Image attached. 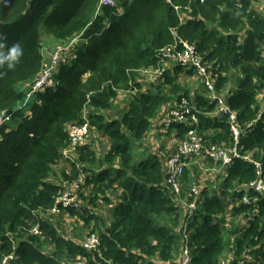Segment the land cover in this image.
Listing matches in <instances>:
<instances>
[{"label":"trees","instance_id":"trees-1","mask_svg":"<svg viewBox=\"0 0 264 264\" xmlns=\"http://www.w3.org/2000/svg\"><path fill=\"white\" fill-rule=\"evenodd\" d=\"M113 1L0 2V111L9 115L0 124V261L13 252L12 264H181L185 233L190 264H264V196L249 185L257 177L252 161L234 158L216 182L197 183L198 165L190 160L218 163L191 155L181 192L166 184V157L188 129L168 119L182 96L195 102L204 142L230 145L232 137L228 120L213 114L218 99H208L201 84L179 93L180 74H196L171 61L163 66L157 56L177 37L196 44L217 94L244 128L241 152L260 162L264 179L263 0ZM72 39L49 82L26 108H15L42 61ZM156 66L164 71L144 87L138 70ZM117 89L131 91L127 107L107 116ZM84 121L91 139L93 132L107 137L108 150L98 154L90 140L76 160L63 158L68 125ZM155 127H164L175 146L134 161L132 143L142 144ZM63 179H81V204L57 214L80 216L87 233L98 235L97 250L83 247L86 235L64 236L53 221ZM181 201H193L194 209ZM99 205L108 206L107 221L95 213Z\"/></svg>","mask_w":264,"mask_h":264},{"label":"built area","instance_id":"built-area-1","mask_svg":"<svg viewBox=\"0 0 264 264\" xmlns=\"http://www.w3.org/2000/svg\"><path fill=\"white\" fill-rule=\"evenodd\" d=\"M170 2V0H166ZM203 1V0H200ZM1 2V0H0ZM113 4V0H99V4ZM99 7H97L98 11ZM71 42L63 47L58 48L53 53L50 54L49 58L42 61L41 66L37 74L33 77L31 81L26 83L25 93L23 98L17 102L15 108H26L31 99H33L36 92L40 91L51 78L53 71L60 59L61 54L65 50L71 48ZM157 56H159L163 62L171 61L184 70H192L201 86L205 89L208 99L214 101L218 99L213 114L219 117V119L228 120L229 127L231 130L232 141L230 145L216 144V143H206L204 142L202 136L198 133V117L199 112L195 107V102L193 99H188L182 96L179 101L175 102L173 106L169 109V120L184 123L188 129L184 136L178 142L176 150L170 153L166 157V162L168 166L167 170V180L166 184L169 185L171 191L175 194H179L181 190L180 176L182 174V169L185 165H188L186 158L188 156L194 155L196 157H209L213 161H216L220 166L228 165L232 162L234 158H242L252 161L256 166L257 177L249 183L251 187L254 188L260 195L264 196V179L261 177L262 167L258 160L251 158L249 154H244L240 149V137L244 128L240 125L237 120L236 113L231 110L225 103L224 99L219 96L215 90L214 83L211 77L210 70L203 61L202 55L198 52L196 44L190 43L185 39L177 37V39L168 45L163 46L157 51ZM144 72L151 74L153 80L157 79L164 71L163 67H149L140 69ZM86 116V115H84ZM9 119V115L5 111H0V124ZM168 125V122H167ZM68 136L69 144L66 148L62 150V156L70 161L76 160V155L79 148L83 146L89 138V125L87 121L78 124L68 125ZM79 183L81 179L75 181H67L63 184V190L60 195L55 199V205L51 209L53 213L59 212V210L65 209L69 206L78 205V195L77 190L79 188ZM193 192L197 194V189L194 186L192 188ZM244 202H249L250 198L243 196ZM186 205V202H184ZM188 210H192L195 207L193 201L188 203ZM185 206V207H186ZM34 234L39 233L38 225L35 224L31 229ZM186 234L183 233V246L181 249L182 260L181 264H190L189 248L186 245ZM82 245L86 249L97 250L99 247V237L95 232L87 233L82 241ZM15 258L13 252L2 257L0 264H12V260ZM229 261H223L221 264H229ZM242 262V260H241ZM77 264H82L81 261H77Z\"/></svg>","mask_w":264,"mask_h":264},{"label":"rangeland","instance_id":"rangeland-1","mask_svg":"<svg viewBox=\"0 0 264 264\" xmlns=\"http://www.w3.org/2000/svg\"><path fill=\"white\" fill-rule=\"evenodd\" d=\"M261 5L264 4L263 2L260 3ZM168 65V62H163V66ZM208 66V65H206ZM158 79V77H157ZM153 80L151 77V74L148 72H144L142 70H138L137 80L142 83V85L145 87L146 85H150L151 83H155L156 80ZM177 83L180 84L182 88H180L179 93L182 94L184 92L191 93L195 89H198L200 86V81L197 77L191 76L186 77L183 74H180V76L176 79ZM118 95L117 97L112 101L114 104L112 108H109L105 111H103L104 114L107 116H117L118 112L120 110L127 107L128 104V97L131 94L130 90L125 89H117ZM162 118H167V116H162ZM155 127V130H149L147 131L145 137L141 139L140 143H132L131 153L133 154L134 161H138L141 159H144L146 154L148 152L153 151H160L165 152L167 149H169L168 153H170V148L172 146H175L177 140H174L171 138L170 135L163 133L165 128L164 127ZM94 135L89 136L87 142H91L92 147H94L97 150V153L102 155L108 150L109 142L105 135H103L100 132H93ZM86 142V143H87ZM145 156V157H144ZM144 157V158H143ZM141 158V159H140ZM205 159V158H204ZM192 159L190 162L195 163L198 165L196 168V181L197 183H204L207 182H216L217 179V173L220 170V165H212L209 161L206 159ZM192 166V164H191ZM59 170H57V175L59 176ZM70 179H63L62 184L67 183ZM181 192V191H180ZM80 201V198H79ZM81 204V203H80ZM78 202V206L80 205ZM181 204H184L181 201ZM185 206V205H184ZM108 207V206H107ZM107 207L99 205L95 207V213H97L99 216L103 217L105 221L109 218V211ZM60 221V232L67 237H73L77 238L80 236H85L86 233L89 231V229L85 225V221L80 218V216H68V215H58L57 213L54 215L53 221ZM93 222V221H92ZM91 222V223H92ZM75 238V239H76ZM82 262V261H81Z\"/></svg>","mask_w":264,"mask_h":264},{"label":"crops","instance_id":"crops-1","mask_svg":"<svg viewBox=\"0 0 264 264\" xmlns=\"http://www.w3.org/2000/svg\"><path fill=\"white\" fill-rule=\"evenodd\" d=\"M46 41L48 42V44H50V45H54V46H52V47H55L57 44L56 43H54L51 39H47L46 38ZM168 65H170V63L168 64ZM166 112H167V110H165ZM151 130H155V128H152ZM220 168H222V166H220Z\"/></svg>","mask_w":264,"mask_h":264},{"label":"clouds","instance_id":"clouds-1","mask_svg":"<svg viewBox=\"0 0 264 264\" xmlns=\"http://www.w3.org/2000/svg\"><path fill=\"white\" fill-rule=\"evenodd\" d=\"M140 70V69H139ZM77 157V156H76ZM77 159V158H76Z\"/></svg>","mask_w":264,"mask_h":264}]
</instances>
